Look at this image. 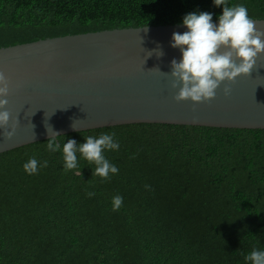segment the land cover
<instances>
[{
    "label": "trees",
    "instance_id": "trees-1",
    "mask_svg": "<svg viewBox=\"0 0 264 264\" xmlns=\"http://www.w3.org/2000/svg\"><path fill=\"white\" fill-rule=\"evenodd\" d=\"M264 18V0H227ZM218 20L213 0H0V47L102 29ZM114 133L103 155L119 171L92 176L63 143ZM0 153V264H251L264 251V129L128 123ZM38 161L28 174L23 165ZM47 167H40L44 161ZM94 193L89 197L88 193ZM123 197L114 211L112 198Z\"/></svg>",
    "mask_w": 264,
    "mask_h": 264
},
{
    "label": "water",
    "instance_id": "water-1",
    "mask_svg": "<svg viewBox=\"0 0 264 264\" xmlns=\"http://www.w3.org/2000/svg\"><path fill=\"white\" fill-rule=\"evenodd\" d=\"M251 19L264 30V18ZM184 31L183 23L145 25L0 47V71L10 81L9 126L19 119L11 139L0 127V153L47 139L53 131L128 123L264 129V53L250 76L225 80L215 98L174 99L181 85L172 87L171 61L179 62L182 54L171 46L172 34Z\"/></svg>",
    "mask_w": 264,
    "mask_h": 264
},
{
    "label": "clouds",
    "instance_id": "clouds-1",
    "mask_svg": "<svg viewBox=\"0 0 264 264\" xmlns=\"http://www.w3.org/2000/svg\"><path fill=\"white\" fill-rule=\"evenodd\" d=\"M213 2L216 6L223 5L218 25L213 23L212 13L190 12L182 21L187 31L172 34L171 46L180 48L182 54L179 62L175 58L171 61L170 75L174 78L172 87L176 88L178 82L181 85L174 96L177 101L191 99L193 102H203L215 98L216 89L225 80L234 82L241 74L250 76L258 55L264 53V30L256 27L247 8L244 5L228 6L227 0ZM161 55L163 52L159 50L158 56ZM9 83V78L0 71V109H3L0 110V127L4 129L3 135L11 139L19 119L17 117L9 126L10 112L5 107L8 104ZM229 92L230 88L226 85L225 95ZM58 135L60 133L53 131L49 136V151L60 150L61 145L56 143ZM113 137L114 133H103L98 138L87 136L85 142L80 144L74 139H68L62 148L64 169L77 168L76 153L79 152L90 164H95L92 176L107 180L110 173L117 174L118 167L103 155L105 149H119V143L114 141ZM47 166L46 160L40 165ZM23 169L30 175L35 174L38 171L37 159L30 158L24 163ZM93 195L92 192L88 193L89 197ZM122 204V196L116 195L112 198L114 211L119 210ZM245 259L251 261V264H264V251L253 249Z\"/></svg>",
    "mask_w": 264,
    "mask_h": 264
}]
</instances>
